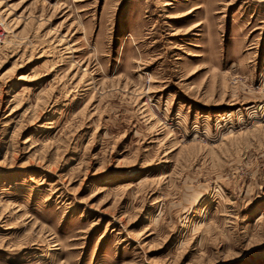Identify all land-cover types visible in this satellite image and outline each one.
<instances>
[{
    "label": "rangeland",
    "instance_id": "obj_1",
    "mask_svg": "<svg viewBox=\"0 0 264 264\" xmlns=\"http://www.w3.org/2000/svg\"><path fill=\"white\" fill-rule=\"evenodd\" d=\"M0 264H264V0H0Z\"/></svg>",
    "mask_w": 264,
    "mask_h": 264
}]
</instances>
